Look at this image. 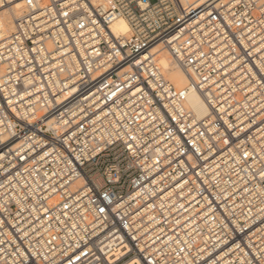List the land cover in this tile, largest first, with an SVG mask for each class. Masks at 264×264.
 <instances>
[{"label": "built area", "instance_id": "2783aa9c", "mask_svg": "<svg viewBox=\"0 0 264 264\" xmlns=\"http://www.w3.org/2000/svg\"><path fill=\"white\" fill-rule=\"evenodd\" d=\"M15 2L0 264H264V0Z\"/></svg>", "mask_w": 264, "mask_h": 264}, {"label": "bare ground", "instance_id": "6f19581e", "mask_svg": "<svg viewBox=\"0 0 264 264\" xmlns=\"http://www.w3.org/2000/svg\"><path fill=\"white\" fill-rule=\"evenodd\" d=\"M182 1L198 3L199 0ZM20 10V2H15L9 7L0 9V37L7 35L11 31L13 27V18L20 13ZM112 29L116 33H126L128 31V24L124 19L120 18L113 23ZM158 59L159 62L163 65L165 76L169 81L180 88H184L188 85V79L185 73L175 61L171 60L167 50L160 51L158 53ZM187 103L190 107L193 108L198 117H202L208 112V107L205 104L203 98L195 90H191L189 92Z\"/></svg>", "mask_w": 264, "mask_h": 264}, {"label": "rangeland", "instance_id": "374dc122", "mask_svg": "<svg viewBox=\"0 0 264 264\" xmlns=\"http://www.w3.org/2000/svg\"><path fill=\"white\" fill-rule=\"evenodd\" d=\"M150 1H152V2H153V1H155V0H150Z\"/></svg>", "mask_w": 264, "mask_h": 264}]
</instances>
